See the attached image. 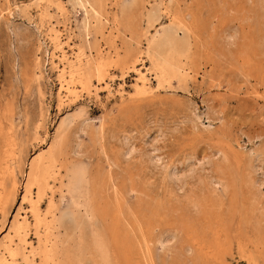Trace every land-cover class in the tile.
I'll return each instance as SVG.
<instances>
[{
  "label": "rangeland",
  "instance_id": "obj_1",
  "mask_svg": "<svg viewBox=\"0 0 264 264\" xmlns=\"http://www.w3.org/2000/svg\"><path fill=\"white\" fill-rule=\"evenodd\" d=\"M39 166L74 264H264V0H0V256Z\"/></svg>",
  "mask_w": 264,
  "mask_h": 264
},
{
  "label": "bare ground",
  "instance_id": "obj_2",
  "mask_svg": "<svg viewBox=\"0 0 264 264\" xmlns=\"http://www.w3.org/2000/svg\"><path fill=\"white\" fill-rule=\"evenodd\" d=\"M77 1L83 7H86V4L89 2V0H77ZM147 53L154 58V61H155L154 66L157 67L158 74H159L158 80L160 82L159 84H161V85H162V82H163V84L165 83L164 81L168 82V79H170V77L172 75L178 73V71H180V70H183L182 66H178L175 63V60H171L169 57L165 56L159 60L155 59L156 54H154L153 50L152 51L150 50V47H149ZM119 62L125 63L124 59H121V58H120ZM98 71H99V74L100 73L102 74L101 68H100V70L98 69ZM81 74H82V72H81ZM141 80H142V85L140 84L137 86V90L139 92L147 90L146 77L144 74L141 75ZM56 150H57V143L52 146L50 153L48 155V158L50 159L49 162L55 163V164L58 160ZM126 151H125V153H126ZM129 152L127 153V155L129 154ZM127 155L125 154V156H127ZM159 160H160V158H159ZM41 161L42 160L40 158L39 163H41ZM74 170H75V168H74ZM73 172L76 173V170ZM170 172L173 174L175 171L174 172L170 171ZM175 175H176V173H175ZM47 176H48V172L43 170L39 166L38 168H36L34 171H32L30 173L29 178H28V182L26 184V193L29 194L28 198L30 199V202H31V209H32L31 211L33 212V214L35 216V220H36V234L38 236V245L37 246L34 244L31 245V250L28 251V248H29V246H28L29 242L27 240L28 230H27V227L25 225L20 224L19 226H17V233L19 236L20 244L17 243L18 245H16V247H14V246L9 247L8 253H9L10 257L8 258L7 256H0V264H19V261H20L19 258L20 257H21L20 259H22L23 264H74V258H75L74 253H75V251H73V249H72V245H73L72 242L70 241V239H65L66 237L64 238V236L62 235L61 232L55 231L57 229H58L57 231H59L60 225L58 222L60 220H59V216L57 218V215L54 212L53 202L52 201L50 202V208L47 212H43L41 207H40L41 202L45 198L47 187L50 184L48 182ZM73 181H75V179H73ZM73 181L71 184H74ZM33 185L38 186L37 198H34L31 196V189H32ZM16 187H17V184H16ZM75 189H77V188H75ZM89 189L86 188L87 197L84 195V191H81L80 193L82 194L81 196L86 198V200H87L85 202V205H86V211L85 212L87 213V215L90 218L93 219L95 212H94V207L91 204H89V202H88L89 194H90ZM2 194H4V193H2ZM1 197H0V199H1ZM62 200H64V196L62 197ZM79 205H80V203H79ZM49 213L52 215L51 222L46 221L47 220L46 215ZM42 225L45 226L44 233L41 230ZM92 225H93V228L95 230V238H96L97 246H98L101 254L103 255V258H106L109 255V253H110V255H112V257H113V254H115V255L117 254V259L115 258L117 260L116 262H118L117 264H125V261L120 257L118 250H116L115 248L112 247L114 244L111 246L110 242L108 241V238H106L105 233L100 228L97 227L96 223H92ZM168 240H170V239L166 238V240H163L162 243H168L169 242ZM80 246H82V245H80ZM73 247H75V246H73ZM74 250H75V248H74ZM37 255L40 256V262H38V260L36 259ZM104 261H106V260H104ZM110 263H111V261H110Z\"/></svg>",
  "mask_w": 264,
  "mask_h": 264
}]
</instances>
